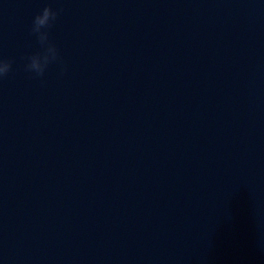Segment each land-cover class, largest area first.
<instances>
[{
    "label": "water",
    "instance_id": "water-1",
    "mask_svg": "<svg viewBox=\"0 0 264 264\" xmlns=\"http://www.w3.org/2000/svg\"><path fill=\"white\" fill-rule=\"evenodd\" d=\"M0 58V264H264V0H0Z\"/></svg>",
    "mask_w": 264,
    "mask_h": 264
},
{
    "label": "clouds",
    "instance_id": "clouds-1",
    "mask_svg": "<svg viewBox=\"0 0 264 264\" xmlns=\"http://www.w3.org/2000/svg\"><path fill=\"white\" fill-rule=\"evenodd\" d=\"M63 9L53 10L51 6H46L38 13L33 21L31 33L36 37L40 50L26 57L27 63L24 70L34 73L36 77H43L49 64L53 62L62 63L57 46L50 40L49 29L58 18ZM14 61L0 58V80L8 76L13 69Z\"/></svg>",
    "mask_w": 264,
    "mask_h": 264
}]
</instances>
